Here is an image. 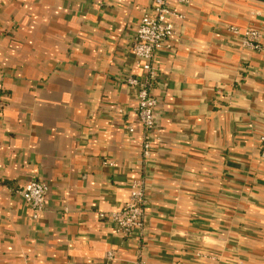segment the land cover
I'll return each instance as SVG.
<instances>
[{"label": "crops", "instance_id": "crops-1", "mask_svg": "<svg viewBox=\"0 0 264 264\" xmlns=\"http://www.w3.org/2000/svg\"><path fill=\"white\" fill-rule=\"evenodd\" d=\"M150 7L0 0V264H264V53L235 33L264 44V0L178 6L144 161L125 80L144 76L132 44ZM141 179L143 230L123 235L109 216ZM33 180L38 219L15 193Z\"/></svg>", "mask_w": 264, "mask_h": 264}, {"label": "built area", "instance_id": "built-area-1", "mask_svg": "<svg viewBox=\"0 0 264 264\" xmlns=\"http://www.w3.org/2000/svg\"><path fill=\"white\" fill-rule=\"evenodd\" d=\"M190 0H151V7L145 12L137 28L132 44L133 55L139 63L144 76L127 77L125 82L136 102V116L143 132L141 156L147 161L152 156V133L157 127L156 110L158 98L153 93L160 77L158 53L166 48L176 35L175 19L184 18L178 13L179 5H188ZM240 34L243 47L252 53H264L262 35L254 29ZM1 89V87H0ZM127 135H133L135 128L132 124L125 128ZM260 157L264 160V134L260 139ZM108 165L113 162L107 161ZM129 200L123 207L109 216L117 231L123 235H131L137 229L143 230L146 196L145 185L141 179L131 184ZM30 207L33 219H38L46 210L47 187L41 181L33 180L15 191ZM102 218L104 214L100 215ZM109 253L108 257L112 258ZM139 264H142L139 262Z\"/></svg>", "mask_w": 264, "mask_h": 264}, {"label": "rangeland", "instance_id": "rangeland-1", "mask_svg": "<svg viewBox=\"0 0 264 264\" xmlns=\"http://www.w3.org/2000/svg\"><path fill=\"white\" fill-rule=\"evenodd\" d=\"M262 40V39H261Z\"/></svg>", "mask_w": 264, "mask_h": 264}]
</instances>
